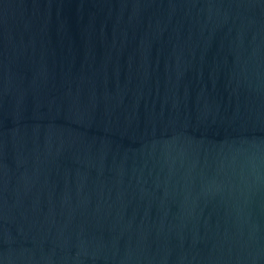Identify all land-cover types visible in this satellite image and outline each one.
<instances>
[{"label": "water", "instance_id": "1", "mask_svg": "<svg viewBox=\"0 0 264 264\" xmlns=\"http://www.w3.org/2000/svg\"><path fill=\"white\" fill-rule=\"evenodd\" d=\"M0 264H264V0H0Z\"/></svg>", "mask_w": 264, "mask_h": 264}]
</instances>
